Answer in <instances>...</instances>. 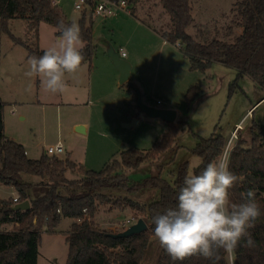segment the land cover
Returning a JSON list of instances; mask_svg holds the SVG:
<instances>
[{
    "label": "rangeland",
    "instance_id": "1",
    "mask_svg": "<svg viewBox=\"0 0 264 264\" xmlns=\"http://www.w3.org/2000/svg\"><path fill=\"white\" fill-rule=\"evenodd\" d=\"M67 18L79 26L83 12L75 8L79 0H55ZM195 10V22L188 33L200 43L221 40L232 43L241 34L237 25L239 17L232 12L236 0H190ZM159 0H144L136 7V15L159 30H170L171 20ZM126 11L116 16L92 23L93 43L96 53L92 61L82 64L75 74L65 75L67 88L63 93H50L44 89L39 77H28V52L11 38L0 34V96L4 103L1 113L5 135L26 147L29 158L38 159L47 154L49 147L61 143L62 158L70 157L86 169L100 171L113 159H120L121 152L136 147L149 150L168 129L170 123L152 118L136 105L138 89L142 101L155 108L174 109V123L187 121L190 130L183 131L181 123L174 154H164L158 160L144 163L137 169L126 171L133 182L158 173V166L165 164L162 177L173 181L182 163H189V173L201 163V158L191 149L197 136L208 138L215 131L226 139L233 138L228 154L237 140L250 138L252 119L263 122L264 100L257 102L264 93L248 76L238 78L237 70L214 63L207 71L191 70L189 61L178 47L163 44L159 35L148 32L139 19ZM86 22L90 23L86 13ZM11 32L32 47H51L56 29L44 23L35 36L26 38V22L15 19L10 23ZM122 49V50H121ZM124 51L131 64L130 85L120 87V73L109 57V52ZM110 61V63H106ZM109 65L113 75L109 71ZM234 83H236L234 85ZM198 85L199 96L190 109L185 101L188 89ZM257 105V106H256ZM255 106V107H254ZM254 107L247 115L249 109ZM253 111H255L253 113ZM138 121L136 127L124 124ZM238 125V131L232 134ZM78 127H83L79 131ZM235 137H234V136ZM227 153H225L226 155ZM228 154L226 156H228ZM70 179L82 177L80 172H68ZM30 182L38 177L26 175ZM16 190L0 183V199L13 198ZM18 194V193H17ZM157 189L145 193H132L131 198L147 205ZM141 218L131 209L120 210L113 204L100 205L95 223L114 233L124 231L123 224H134ZM74 219L64 218L57 233L42 234L39 264H67L68 244L66 233ZM131 224V225H132ZM153 237L144 264H157L161 247Z\"/></svg>",
    "mask_w": 264,
    "mask_h": 264
},
{
    "label": "trees",
    "instance_id": "2",
    "mask_svg": "<svg viewBox=\"0 0 264 264\" xmlns=\"http://www.w3.org/2000/svg\"><path fill=\"white\" fill-rule=\"evenodd\" d=\"M142 1L127 0L131 15H136V7ZM159 1L172 24L171 29L161 35L167 43L178 47L188 59L191 70L205 72L214 63H221L237 70L238 78L250 77L264 93V0H236L232 12L239 17L237 25L242 28L241 34L232 43L215 39L206 44L187 32L194 23L190 0ZM15 19L27 23V39L34 35L37 40L41 23L55 27L57 36L61 23H73L53 0H0V31L14 44L23 46L28 57L37 58L44 54V49L32 47L11 32L10 22ZM79 28L84 43V64L93 59L96 46L92 26L87 24L85 15L79 21ZM126 85L133 89L129 83L121 87ZM199 92L198 85L188 89L185 95L188 109ZM263 99L264 95L257 105ZM3 107L0 98V113ZM180 123L183 131L190 130L187 121ZM178 124H169L162 139L151 149L131 147L121 152L120 159H113L100 171L86 169L70 157L62 159L43 154L38 159L29 158L24 145L9 139L4 129L0 131V183L14 188L19 196L17 202L14 198L0 199V227L15 221L20 223L15 231L0 230V264H38L43 232L57 233L64 218L74 219L66 233L67 264H142L155 237L153 217L176 206L179 190L189 174V163L181 164L173 181L162 177L165 164L158 166L157 174L138 182L131 181L126 171L153 163L164 154L176 153L180 148L177 144ZM249 130L250 138L240 137L227 161L229 170L238 177L237 184L230 190L231 201L243 203L242 193L253 190L260 207L261 215L248 230L250 237L243 238L231 256L220 250L219 258L215 260L192 256L173 261L162 248L157 264H264V120L259 122L253 118ZM197 138L191 149L201 158V163L194 169L195 174L208 163L225 156L229 141L216 131L208 138ZM68 172H80L82 177L70 179ZM26 175L38 177V181L30 182ZM150 189H157L159 194L154 195L148 205L130 197L132 193H145ZM23 201L30 202V209L14 210V206ZM102 204H113L120 210L131 209L140 214L148 230L130 237L111 236L116 233L101 228L94 221ZM249 238L253 241L251 246L247 245Z\"/></svg>",
    "mask_w": 264,
    "mask_h": 264
},
{
    "label": "clouds",
    "instance_id": "3",
    "mask_svg": "<svg viewBox=\"0 0 264 264\" xmlns=\"http://www.w3.org/2000/svg\"><path fill=\"white\" fill-rule=\"evenodd\" d=\"M54 44L37 58L27 60L28 77H39L50 93H63L65 75L75 74L84 61V44L76 23L58 26ZM238 177L229 170L227 156L213 160L198 174L185 176L175 207L153 217L154 236L173 261L192 256L219 258L220 250L231 256L261 215L255 192L242 193L243 203H233L230 190ZM253 241L249 238L247 245Z\"/></svg>",
    "mask_w": 264,
    "mask_h": 264
},
{
    "label": "water",
    "instance_id": "4",
    "mask_svg": "<svg viewBox=\"0 0 264 264\" xmlns=\"http://www.w3.org/2000/svg\"><path fill=\"white\" fill-rule=\"evenodd\" d=\"M109 57L112 60L114 66L117 68V70L120 73L119 76V83L120 85H124L128 83L131 79V64L120 57V55L114 51L109 52ZM136 92V105L137 107L145 113L147 116L152 118H160L164 120L167 123H174L177 118V111L174 109H164V108H155L152 106H149L145 104L142 99L141 95L138 89H135ZM264 100V99H263ZM262 100V101H263ZM261 102V101H260ZM257 106V105H256ZM126 127H136L138 125L137 120H133L130 123L124 124ZM4 129L2 117L0 113V131ZM79 131H83V127H78ZM30 209V202L29 201H23L21 203H18L14 206V210L16 211H26ZM148 230V225L144 221V219H138L136 223L132 224L129 228L126 230L111 234V236L115 238L119 237H130L135 234H140L142 232H145Z\"/></svg>",
    "mask_w": 264,
    "mask_h": 264
},
{
    "label": "built area",
    "instance_id": "5",
    "mask_svg": "<svg viewBox=\"0 0 264 264\" xmlns=\"http://www.w3.org/2000/svg\"><path fill=\"white\" fill-rule=\"evenodd\" d=\"M75 8L83 12L85 17H86V13H88L90 22H95L99 19H107L109 17L116 16L119 11H126L131 14V8L127 3V0H79V2L75 4ZM120 57L122 58L126 57V53L124 51L120 52ZM237 127L232 134H235L239 130L238 129L239 127L238 128ZM232 141L233 138H230L228 141V146L226 150L227 154L232 144ZM63 152H64L63 145L61 143H58L54 147L48 148L47 155L60 157V154H62ZM25 154H27V152H25ZM14 201L17 202L18 198H14ZM131 224H132L131 220H128L126 223L123 224L124 229L126 230L127 228H129ZM19 227H20V223L15 221L12 223L2 225L0 227V230L15 231Z\"/></svg>",
    "mask_w": 264,
    "mask_h": 264
},
{
    "label": "crops",
    "instance_id": "6",
    "mask_svg": "<svg viewBox=\"0 0 264 264\" xmlns=\"http://www.w3.org/2000/svg\"><path fill=\"white\" fill-rule=\"evenodd\" d=\"M53 2L55 3V4H57V5H59L55 0H53ZM160 2V1H159ZM158 2V3H159ZM60 6V5H59ZM193 15H194V22H195V10H194V8H193ZM133 16V15H132ZM137 19H139L141 22H143V25L144 26H146V28L148 29V32H152V34L153 35H159L160 37H161V39L163 40V44H165V45H170L171 46V44H169V43H167L164 39H163V37H162V35H161V32H163L162 30H159L158 28H156V27H154V26H151L150 24H148L146 21H144L143 19H141V18H138L137 16H135ZM170 17V16H169ZM13 21V20H12ZM11 21V22H12ZM98 21V20H97ZM10 22V23H11ZM73 22V21H72ZM96 22V21H95ZM92 23H94V22H90V23H87L88 25H91L92 26ZM43 24L44 23H41L40 24V29L42 28V26H43ZM26 28H27V23H26ZM92 31H93V27H92ZM164 31H166V30H164ZM187 31H188V29H187ZM55 33H56V31H55ZM0 34H1V31H0ZM84 44V43H83ZM173 46H176V45H173ZM177 47V46H176ZM42 49V48H41ZM95 53H96V51H95ZM28 54V53H27ZM120 55V54H119ZM94 56H95V54H94ZM184 56V55H183ZM29 58V57H28ZM94 58V57H93ZM122 58V57H121ZM188 60V59H187ZM92 61V60H91ZM108 64V63H110V61H108V62H105V64ZM109 71H110V73L113 75V70L111 69V67H110V65H109ZM120 85V84H119ZM122 85H120V87H121ZM132 87H136V84H133V85H131ZM0 98H1V96H0ZM1 100H2V98H1ZM254 107H252L251 109H249V111L247 112V114L245 115V116H247V115H250V113H251V111H252V109H253ZM239 124H237V126H238ZM236 126V127H237ZM25 147V146H24ZM25 149H26V147H25ZM26 152H27V156L29 157V152L26 150ZM59 158H62L61 156L59 157ZM62 159H64V158H62ZM106 165V164H105ZM13 198H19V196H18V194H17V192H16V195L13 197ZM156 243H158V241H156ZM146 259V258H145ZM144 262H145V260L143 261V263L142 264H144ZM38 264H39V258H38Z\"/></svg>",
    "mask_w": 264,
    "mask_h": 264
}]
</instances>
